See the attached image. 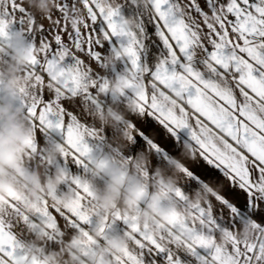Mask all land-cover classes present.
<instances>
[{
    "label": "snow or ice",
    "instance_id": "obj_1",
    "mask_svg": "<svg viewBox=\"0 0 264 264\" xmlns=\"http://www.w3.org/2000/svg\"><path fill=\"white\" fill-rule=\"evenodd\" d=\"M149 5L166 50L151 70L140 58L144 29L140 22L126 25L116 0H57L47 15L23 0H0V61L13 25L32 37L26 82L17 89L33 130L29 155L43 156L37 133L56 132L63 139L65 165L89 172L95 163L89 139L102 138V129L89 121L104 111L100 96L109 92L111 80L92 64L114 65L101 48L116 38L121 43L112 52L125 53L132 76L127 90L133 95L120 96L140 117L123 122L128 141L146 143L168 161L164 145L179 141L178 131L187 129L184 142L193 144L196 158L181 167V180L195 189L211 186L212 194L191 207L190 217L174 215L166 222L157 217L149 226L139 221L147 198L134 213L114 210L101 223L80 175L66 185L73 191L72 206H56L45 196L29 212L23 198L10 192L0 200V264H18L21 258L35 264L20 252L17 228L38 224L52 243L81 236L86 258L111 236L128 234L123 252L107 257L111 264H264V0H149ZM142 175L149 190L156 175L148 169ZM191 183L177 182L173 203L187 204L195 190ZM246 221L256 229L252 239L235 235ZM96 228L99 243L92 236Z\"/></svg>",
    "mask_w": 264,
    "mask_h": 264
},
{
    "label": "clouds",
    "instance_id": "obj_2",
    "mask_svg": "<svg viewBox=\"0 0 264 264\" xmlns=\"http://www.w3.org/2000/svg\"><path fill=\"white\" fill-rule=\"evenodd\" d=\"M38 13L49 14L56 7L57 0H23ZM148 7L149 0H133ZM135 21L126 19V25L132 26ZM32 44L27 40L24 31L15 30L10 33L8 46L3 49L6 60L0 61V200L5 199L10 192L19 194L24 201V207L31 212L40 207L45 196L56 206L66 207L73 204V191L67 188L61 190V185L74 183L73 174L63 167L59 160L64 151V145L56 142L45 145L41 150L42 158L36 159L29 155V143L33 130L24 108L17 102V89L26 82L24 69L32 55ZM125 53L122 50L107 55L108 65L122 60ZM129 70H123L109 82V91L116 95L124 93L131 81ZM128 113H133V104L127 103L122 110L119 105H108L96 118L101 125L109 126L118 132L117 147L102 156H95V163L87 176L81 177V183H86L95 199L100 221L114 210L122 213H134L142 201L147 202L139 213V221L151 226L154 218L166 222L174 215L190 217L191 207L202 203L212 194V187L197 188L191 194L186 205L173 203L172 189L181 180L180 169L196 158L193 144L184 142L180 157H170L166 167L154 170L156 179L151 183V191L143 187V171L150 166V156L141 151L131 162L123 159L118 153L127 146L128 133L123 129V122L128 120ZM141 173V175H137ZM97 178L103 183L98 184ZM163 201H168L166 207H161ZM34 235L20 237V252L35 261V264H111L107 257L118 255L128 246V234L118 233L100 243L94 256L85 257L82 252V237L78 234L58 241L56 247L46 239L45 226L35 225L28 230ZM256 229L252 222L241 223L235 235L240 239H252ZM93 239L100 242L99 228L93 229ZM18 264H25L23 258Z\"/></svg>",
    "mask_w": 264,
    "mask_h": 264
},
{
    "label": "crops",
    "instance_id": "obj_3",
    "mask_svg": "<svg viewBox=\"0 0 264 264\" xmlns=\"http://www.w3.org/2000/svg\"><path fill=\"white\" fill-rule=\"evenodd\" d=\"M116 2L120 6V14L125 19H132L135 22H140L144 31H143V40L142 44L143 47L140 49V58L141 63L145 64L149 67L151 70L154 68L155 64L158 63L160 59H162L166 55V50L164 49L163 45L159 41V38L156 35V29L154 27V24L151 22V14H150V5L148 7H145L142 3H133V0H116ZM45 24H47V21H44ZM102 27V25L98 22L96 25L97 30H99ZM20 30V25L15 24L12 26L10 31ZM26 35V38L28 41H32L31 35ZM39 41V35H37V43ZM121 42L117 41L116 38H113L111 41H106L102 48L101 52L103 55L107 56L111 54L113 47H118ZM3 60L7 59V56H3ZM84 59L87 61V58L84 57ZM68 63H71V58H67ZM127 66V60L122 59L115 63L112 66H109L108 68H97L96 65L93 63L92 67L100 72L102 75L106 76L109 79H113L116 74L119 72L125 70ZM171 68V65L169 66ZM177 69H179V65L176 66ZM127 96L133 95L130 90H126ZM100 100L103 105V109L105 110L108 105H119L120 108L123 110L124 107L127 104L126 97L125 96H113V94L109 91L105 94H101ZM128 119H140L136 114L134 113H128L127 116ZM90 123H94V125L97 128L102 129L101 132V139L100 140H92L89 139L90 146L93 149V155L94 156H102L105 153L109 152L111 148L117 147L116 137L118 136V132L109 126L101 125L100 122L97 120V118H94L89 121ZM188 130H180L177 133V136L179 137V141H177L175 138H172L170 141H168L165 145V151L168 153L170 157H180L181 148L185 140L189 139V136L187 134ZM56 142H63L62 136L59 133L56 132H49L47 134L44 133H37V143L42 149L45 145H50ZM127 146L120 150V154L123 157L132 156L133 158L136 156L138 152L144 151L147 152L150 156V166L148 170L150 173H154V170L157 167H166L167 166V160L159 156L158 154L149 151L148 146L146 143L140 144V143H130L126 142ZM59 163L63 167H67L68 170L73 175H80V176H87L89 173L86 172L82 167H77L74 164H68L65 165L63 158L61 157L59 160ZM186 163L191 164L190 161H186ZM182 185L187 186L191 182L188 180H181L179 181ZM97 183L102 184L103 179L97 178ZM61 190L66 191L67 186L61 185ZM191 188L195 189L196 185L194 183H191ZM149 191H151V188H149ZM193 191L190 192V194ZM15 225V221H13ZM62 223V222H61ZM17 230L20 232L21 238H26L27 236L33 235L28 232L26 228L23 226H19ZM52 247H56V243L51 242Z\"/></svg>",
    "mask_w": 264,
    "mask_h": 264
}]
</instances>
